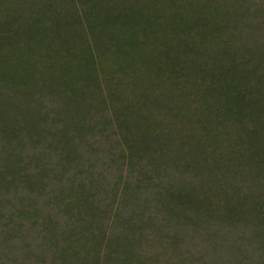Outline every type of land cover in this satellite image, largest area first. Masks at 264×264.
<instances>
[{"label":"rangeland","instance_id":"rangeland-1","mask_svg":"<svg viewBox=\"0 0 264 264\" xmlns=\"http://www.w3.org/2000/svg\"><path fill=\"white\" fill-rule=\"evenodd\" d=\"M13 1L0 264H264V0H227L196 66L175 13L128 36L130 7L160 18L165 0Z\"/></svg>","mask_w":264,"mask_h":264},{"label":"trees","instance_id":"trees-1","mask_svg":"<svg viewBox=\"0 0 264 264\" xmlns=\"http://www.w3.org/2000/svg\"><path fill=\"white\" fill-rule=\"evenodd\" d=\"M49 5H52L54 2L59 1V3L63 2V4L67 5H73L75 2L73 0H47ZM165 5L168 7L167 11L170 12V14L163 13L162 16L159 18L157 14L154 13H146V15L140 16L139 13L135 12L131 7H130V13L129 15L126 13L125 15L130 17V19H133L135 21V24L131 23L130 21V34L128 35L131 39H133V42L139 41L140 37V32L139 27H141V23L145 24V30L153 33L156 30V27H161L166 26V23H163V20L166 18H172L169 15H172L175 13V18H172V28L175 30V35L179 40L178 43V48L182 50H186V47L184 45H187L189 47L188 51H186V54H189V57L191 58L190 60V65L196 66L198 65L197 62L198 60H195L196 55L198 56H203V53H198L202 49H207L211 45V36L216 37V33H218V24H217V19L221 17L225 10V8H229L230 4H228L227 0H219L218 5H212V1H217V0H165ZM13 2L18 3V4H23L25 3L24 0H14ZM164 3V2H163ZM24 6V5H21ZM65 8V7H64ZM64 10V9H63ZM63 10H59L58 13V20L56 21L57 24L61 25V22L63 21L60 18L61 12ZM155 11V10H154ZM120 15L122 16L123 13L120 12ZM124 17V16H123ZM143 17V18H141ZM165 18V19H163ZM31 26L28 29H32L33 31L37 32L35 30V25L37 24L40 28L41 31L45 33V31H49L50 27L44 23L43 20H38L36 18H30ZM125 19V18H122ZM32 21V22H31ZM137 26V28H135ZM23 28V27H22ZM137 29V30H136ZM21 27H19L17 30L13 31L15 32V36L19 35L21 32ZM195 31L198 36V42L194 41H186L189 34ZM204 40V41H203ZM219 40V39H218ZM209 41V42H208ZM192 46V48H190ZM135 48L137 46L134 45ZM185 47V48H184ZM146 53V52H145ZM144 53V54H145ZM204 54H209V53H204ZM146 55H148L146 53ZM150 56V55H148ZM152 56V55H151ZM183 61L188 62L187 58H184ZM201 163L204 162V160H200ZM205 172L208 173V177H210L212 172L208 171V169H205ZM218 173V172H216ZM215 173V174H216ZM219 174V173H218ZM216 174L217 176L222 177V174Z\"/></svg>","mask_w":264,"mask_h":264}]
</instances>
